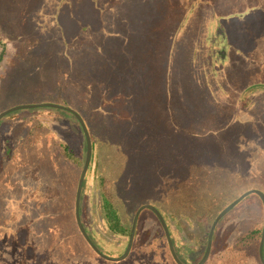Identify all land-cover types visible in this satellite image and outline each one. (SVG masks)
Segmentation results:
<instances>
[{"label": "trees", "instance_id": "obj_1", "mask_svg": "<svg viewBox=\"0 0 264 264\" xmlns=\"http://www.w3.org/2000/svg\"><path fill=\"white\" fill-rule=\"evenodd\" d=\"M55 1L59 4L56 19L62 11L73 17L79 8L102 16L105 10H114L123 3L122 0ZM42 2L0 0V64L11 47L14 63L7 67L15 70L0 83L13 78L14 85L20 74L23 79L36 78L38 84L32 86L35 91L30 94L39 97L33 100L69 107L85 121L92 139L93 156L83 184L80 214L89 238L103 254L109 256L107 252H111L114 257L122 256L134 216L142 202L149 201L165 219L180 261L198 264L218 215L250 190L264 193V169H255L249 152L259 144L264 155V65L227 73L223 70L229 64L226 34H229V26L236 27L229 24V20L234 19L240 28L256 17H259L258 22L262 21L264 0H154L157 12L146 25L148 39L144 42L146 49L142 56L146 70L136 79L130 73L119 78L108 64L95 76H89L72 52L61 50L70 56L72 63L68 67L55 62L51 53L42 51L41 41L27 28L29 16ZM92 34L87 27H81L79 33L66 35L72 37L65 42L66 49L79 51L84 46L94 47L97 42L92 41L95 40ZM182 39L189 43L201 42L206 47L202 56L196 46L191 47V54L186 58L188 63L191 60L192 66L203 65L200 70L203 84L212 96L208 104L212 109L201 116L193 112L182 118L176 113L185 105L180 94L183 91L172 90L171 67L175 49ZM192 73L193 69L190 75ZM31 82L22 81V84ZM179 87L182 89L181 84ZM15 88L16 92L21 91L19 84ZM28 88L22 92H28ZM201 98L205 100L203 95ZM9 103L10 96L1 91L0 112L12 108L8 107ZM63 121H67L69 130ZM6 134L11 138L6 140L2 153ZM51 149L56 151V157ZM86 149L85 135L71 113L51 108L14 112L0 120V180L3 176L19 178L21 174L24 179L33 178L35 187L29 189L20 205L24 211L30 204L40 210L60 200L65 202L67 214L56 216L54 224H62L71 236L75 233L99 262L125 264L131 259L133 264H176L158 219L148 210L160 229L142 234L138 223L131 253L125 261L107 262L90 247L75 217L76 192ZM26 152L34 159L27 158ZM61 164L68 166L69 179H57L53 185H45L44 174L56 180L58 170L64 167ZM64 191H67L65 199ZM251 203L258 209L254 221L249 215L247 220L234 224V231L233 227L227 228V223H222ZM11 216L12 221H6L7 227L16 221V216ZM143 217L144 214H140L138 221ZM94 218L104 223H95ZM182 220L187 223H181ZM263 226L261 198L246 197L217 224L213 250L206 264H262L259 246ZM52 227L48 231L56 240L59 231ZM105 228L114 238L126 239L124 246L116 248L119 251L107 248L108 242L103 236ZM21 230H9V236L19 238ZM194 231H199L201 236L191 239ZM15 237L11 244L17 247L14 251L23 247L20 264H54L48 262L49 253L30 257L27 251L32 244L22 242L20 245ZM54 246L53 241H49V251ZM190 247H194L192 254H188ZM33 250L38 251L34 247Z\"/></svg>", "mask_w": 264, "mask_h": 264}, {"label": "rangeland", "instance_id": "obj_2", "mask_svg": "<svg viewBox=\"0 0 264 264\" xmlns=\"http://www.w3.org/2000/svg\"><path fill=\"white\" fill-rule=\"evenodd\" d=\"M122 1L123 3L121 7L110 11L105 10L102 16L96 15L91 10H88L86 13V9L84 11L80 10L79 8L76 15H73V17L64 13L65 11H62L56 19L55 15L58 14L59 4H57L55 0H43V2L38 7H36L33 13L29 16L27 28L32 36L38 38L41 41L42 51L51 53L50 55L53 56L54 61L61 63L64 68L68 67L69 63H72L69 61V54H65L64 52H72V56L78 58L81 67L87 71V75L89 76H95L98 70L102 68L104 64H108L113 68L114 73H116L119 78L122 79L125 77L126 73H130L131 75L135 76L136 79L141 75L143 70H146L142 63V56L144 55V51L146 49V44L144 42L148 39L146 25L153 20V16L156 14L157 9L154 0ZM59 2L61 3V0H59ZM261 16L263 17L262 21L258 22L257 18L259 17H256L253 18V22L248 20L241 24V28L240 26L236 25L234 19L229 20L231 21L229 24L236 27L234 28L229 26V34H226V52L229 58V64L226 66V68H223L224 72L227 73L232 72L234 69H248L256 67L257 65H264V14H261ZM224 23L225 26L227 23ZM81 27H87L90 31H92V37L95 39L92 41L97 43L91 48L89 46H84L79 51H71L66 49L65 42L72 40V37L67 36H71L73 33H79ZM240 33L241 35H239ZM63 35L67 36L65 37ZM193 46H196L200 56L206 52L204 43H189L188 41L182 39L175 49L176 55L174 56L175 59L172 61L171 67L172 90L183 91L180 92V94L185 106L182 107V110H177L176 112L179 116H182V118L188 115V113L193 112H196L199 116H201L207 110L210 111V109H212L210 108V105H208L210 101H212V96H210V94H208L209 92H207L205 89L206 86L203 84V78L200 73L203 65L202 67L192 66L191 60L189 59L188 63L186 59L191 54V47ZM1 52L2 47H0V55ZM7 52L8 53H6L5 59L0 64V82L2 78L5 77L9 72L15 71L14 68L9 69L7 67L8 65L11 67L14 63L11 47ZM43 55L47 57L48 53H44ZM186 64L190 65V67L187 68ZM192 69L193 73L190 75ZM184 71L187 73V75L184 73ZM22 76L23 74L19 75V78L14 85L12 83V81H14L13 78H6V82L0 83V93L2 91L5 96H10V103L8 107L12 106V108H14L20 105L42 104L33 100V97L37 98L39 95L30 94L34 93L32 91L35 90L32 88V86H37L38 83H36V80L38 79L28 77L23 79ZM22 81L33 82L28 83L29 85H24L22 84ZM16 84L20 85V92L15 91ZM180 84L182 85L183 90L179 87ZM28 86L29 93L22 92L23 90H26V87ZM41 93L43 95L45 94L44 92ZM201 95L205 97V100L201 98ZM258 101L259 98L256 100L255 105ZM7 110L9 109L4 111ZM4 111H1L0 114ZM65 122L67 121H63V125L69 130V125ZM8 138H11L10 134L3 135L1 148L2 153L4 152L5 142ZM48 141L50 144L52 143V140L49 139ZM260 146L261 145L256 144L249 150L252 155V158L250 157V162L254 164L255 169L258 171L264 169V155H262L263 150L260 148ZM51 150V153L56 157V151L54 149ZM51 150H49V152ZM49 152L45 153L50 154ZM26 155L27 158L32 157L34 159V156L29 154V152H26ZM54 162H56L55 159ZM68 169L69 168L67 165L62 168L60 167V171L58 170L57 172L58 177L56 180L52 177V175L43 173V183L53 185L56 183L57 179L67 181L69 179ZM7 173H10L9 169H7ZM23 177H25L23 174H21L19 178H16V175L3 176L2 180H0V225L5 226L0 228V264H20L23 247H20L18 250L14 251V249L17 247H12L11 244H13V237L15 236L13 234V237L9 236V230L12 231L19 228H22L18 234V236L20 234L21 236L19 238L15 237L16 240L19 241L18 244L21 245L23 243H29L39 251L33 250L31 245L27 251V254L30 257L35 255L37 256L39 253H42L43 256H48L49 253L51 254V258H49L48 262H52L54 264H110L97 261L91 254L88 253L81 240L74 236L75 233L73 236H71L69 230H64L62 224H54L53 219L56 218V216L60 214H67L66 209H64L65 202H62V200H60L58 203H51L46 209L43 207V209L35 210L32 208L33 205L30 204L28 205L27 210L24 211L23 208H21V210L20 205L23 203V199L27 198V195L25 194L29 191V189H33L35 187L32 177L26 179ZM133 179L135 180V178ZM9 187H12L13 189H9ZM65 192L67 191L63 192V199H65L67 196ZM142 204V206L151 205L152 202L144 201ZM257 210V207L252 203L246 204L234 214H231L226 219V221L224 220L222 223H227L226 227H233L234 231V224L241 223L243 220H247L249 215L252 217L251 220L254 221ZM145 211L146 210L141 213L144 214L142 221H138V223L141 225L140 231L142 234H144L146 231H150L152 234L155 230L160 229V221L158 220V223L151 214ZM11 215L16 216V221L11 222V224L7 227L6 221H12ZM95 215H98V213ZM94 219L95 223H104V221L101 219ZM180 222L187 223L184 220ZM171 224H175V222H171ZM50 227H55V230L59 231L56 236V240L53 239V235L49 234L48 229ZM103 232V236H105L104 238L108 242L107 248H109L111 251H119V249L116 248L124 246L126 239L123 240L120 237L114 238L107 232L106 228L103 229ZM190 234L191 233H189V236ZM191 236V239H195L197 236L200 237L201 233H199V231H194ZM49 241H53L55 245L52 251H49ZM127 241V243H129V240ZM70 249L72 250L70 251ZM192 249H194V247H190L191 252L189 251L188 254L193 253ZM107 254L109 255L108 257L119 258L114 257L113 255L115 254L111 252H107ZM189 256L190 255H188V257ZM125 264L133 263H131L130 259Z\"/></svg>", "mask_w": 264, "mask_h": 264}, {"label": "water", "instance_id": "obj_3", "mask_svg": "<svg viewBox=\"0 0 264 264\" xmlns=\"http://www.w3.org/2000/svg\"><path fill=\"white\" fill-rule=\"evenodd\" d=\"M38 108H51V109H57V110L66 111V112L71 113L72 115H74V117L79 122V124L82 128V131L85 135L86 144H87L86 160H85L84 168H83V171L81 173L79 183H78V188H77V195H76V202H75V217H76V221H77V224H78V227H79L81 234L83 235V237L87 241V243L90 245V247L94 250V252L97 255H99L102 259H104L105 261H108V262L120 263V262L125 261L129 257L131 250H132V247H133L136 228H137V224H138L140 214L144 210H148V211H151L152 213H154L156 215V217L158 218V220L160 221L162 229H163V231L167 237L169 250H170V253H171L174 261L176 262V264H184L180 261V259L178 258L177 254L175 252L169 229L167 227V224H166L162 214L159 212V210L156 207H154L152 205H144V206L140 207V209L136 212V214L134 216L132 228H131L129 243H128V246H127L125 253L121 257H119V258L108 257V256L104 255L94 245V243L89 238V236H88V234H87V232L83 226V223L81 220V214H80V202H81L83 184H84L87 172L89 170V167H90V164L92 161V156H93L92 139H91L88 127H87L85 121L83 120V118L81 117V115L69 107H65V106L58 105V104H52V103H42V104H32V105H20V106L11 108V109L4 111L3 113L0 114V120H2L4 117H6L7 115L12 114L14 112L23 111V110H33V109H38ZM251 195L259 196L263 202V205H264V193L262 191H259V190H251V191H248L245 194H243L240 198H238L236 201H234L232 204H230L224 211H222L220 213V215L216 218V220L214 221V223L211 227V230H210L209 236H208L207 249L205 251L204 257L202 258V260L198 264H206V262L208 261L210 255H211L212 246H213L214 231H215L216 226L219 223V221L221 219H223L232 209H234L246 197H249ZM259 257H260L261 263L264 264V226H263L262 238H261V242H260V246H259Z\"/></svg>", "mask_w": 264, "mask_h": 264}]
</instances>
